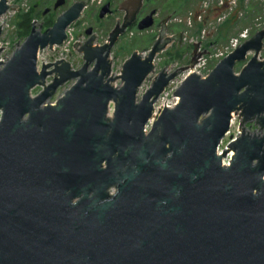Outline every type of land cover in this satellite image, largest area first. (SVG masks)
<instances>
[{
    "label": "water",
    "instance_id": "1",
    "mask_svg": "<svg viewBox=\"0 0 264 264\" xmlns=\"http://www.w3.org/2000/svg\"><path fill=\"white\" fill-rule=\"evenodd\" d=\"M11 1L0 0V19L19 7ZM143 1L122 2L131 22L108 44L74 45L85 61L77 71L64 60L39 71L38 56L67 41L88 0L45 31L33 22L0 61V264H264V28L206 77L188 74L173 94L177 104L155 114L170 81L192 66L163 69L140 95L158 54L181 41L164 28L146 56L134 52L112 76L111 49ZM155 14L138 30L150 29ZM52 74L53 83L32 95ZM235 116L242 131L220 154ZM253 121L258 134L245 129Z\"/></svg>",
    "mask_w": 264,
    "mask_h": 264
},
{
    "label": "rangeland",
    "instance_id": "2",
    "mask_svg": "<svg viewBox=\"0 0 264 264\" xmlns=\"http://www.w3.org/2000/svg\"><path fill=\"white\" fill-rule=\"evenodd\" d=\"M39 1L44 4L43 9H45L52 6L55 0H15L12 4L19 5V7L9 10L8 13L0 19V26L3 28L2 35L0 37V49L4 47L0 52V61L7 62L17 49V43H22L24 41L22 39L15 38V20L17 13L20 11H26L33 3ZM75 1L76 0H70L69 5L73 4ZM120 1L121 0L116 1L114 5L115 9H117V5ZM105 2L106 0H91L89 7L85 9V13L91 18L94 11L103 6ZM239 4L240 0H194L193 3L191 2L189 4V6L186 5L178 10V13H170L165 8V3L161 4L158 0H152L150 6L155 7L159 12L156 18V23L158 24L164 16L172 18L170 26L166 31L167 35L176 36L181 34V41L179 45L178 43L172 42L167 46L165 51L158 54L155 60L156 74L153 75L155 76L159 74L163 69L165 71L167 70L172 72L174 69L177 70L178 68L189 67V60L193 57L192 50L193 44L195 43H200L201 49H209V54L207 56V60H209V56L211 54H216V56L219 54H225L227 48H230V52L234 51L231 46H233L236 41L239 46L254 36L258 31L262 30L264 28V0H243L242 9ZM65 9L66 7L60 8L56 13H54L56 14L55 19ZM121 16L122 13L118 12L117 14H114L110 20L106 19L101 26L98 25L97 33L100 35L101 43L103 40L107 39L109 33L108 31H110L115 24V19L118 17L121 18ZM35 21H37L36 24H41L40 18H36ZM85 21L88 20L86 19ZM93 24L95 23L93 22ZM157 24L145 31H140L137 28H134L127 32L125 38H123L114 48L115 53L112 55L113 76L120 74L119 71L122 63L133 52H139L140 54L148 53V49H150L151 45H153L158 39L161 31ZM85 28L86 26H83L82 22L80 25L71 26L67 30V41L63 45L56 47L54 50L46 49L42 55H40L39 62H49L59 58H65L76 67H81L83 64L82 57L74 48L73 43L78 39H84L80 36L83 35ZM177 52L179 54L178 57L176 59H171L169 53L175 54ZM251 56L252 55L248 56L247 61L236 65V73L241 71ZM224 57H216V60L213 59L214 61H208V65H205L204 61H201V63L197 65V70L201 72L200 75L207 76V74H209ZM261 58L264 59V47L261 52ZM214 63H216V65ZM189 70L190 69L184 70L180 75H178V77L175 78V80L177 78L178 80L175 81L176 83L174 82L175 84L173 83V86H176L177 82L179 85ZM191 70H195V67H191ZM153 82L146 80L140 88V94H143L148 88H150ZM121 83V79H116L113 84L120 86ZM69 87L70 84L63 87L57 93L56 97L63 95ZM35 94L36 91H33L32 95ZM165 98L174 100L175 97L173 96V93L169 91L163 99ZM54 99L52 101H54ZM163 99L157 102L156 107H161ZM175 99L177 100V98ZM239 123V117L235 116L232 119L230 133L225 137L223 143L221 144V152L229 143L231 138L230 136L235 139L241 133L242 130H240ZM245 129L251 134H253V131L255 134L260 133L259 126L256 125L254 121L246 123ZM261 135H264V130L261 132ZM232 153L233 152L230 154ZM224 160L229 162L230 156Z\"/></svg>",
    "mask_w": 264,
    "mask_h": 264
},
{
    "label": "flooded vegetation",
    "instance_id": "3",
    "mask_svg": "<svg viewBox=\"0 0 264 264\" xmlns=\"http://www.w3.org/2000/svg\"><path fill=\"white\" fill-rule=\"evenodd\" d=\"M16 1H18V0H16ZM58 0H55L54 2H53V5L52 6H50V7H47V8H45V9H43L44 8V4H42V5H39L38 7H37V12H38V14H39V17L38 18H40V20H41V24H36L38 27L41 25V27H42V31H45V30H47L48 28H50V27H52V25L54 24H52L51 26H48V22H47V18H51L52 16H55L56 14H54V13H56L60 8H63V7H66V9L65 10H67V8L70 6V5H72V4H70L69 5V1L70 0H66V3H65V5L64 6H62V7H60V8H57V9H55L54 8V5H55V3L57 2ZM116 1L117 0H106V2L103 4V6L105 5V4H107V3H110L111 4V6H110V9H111V11L109 12V13H107L103 18H101L100 17V11H101V8L103 7V6H101L100 8H98V9H96V11H94V13L92 14V16H91V18H90V16L88 15V14H86L85 13V9H87L88 7H89V5H90V3H91V0H88V3H87V5L85 6V9L83 10V13H82V17H81V19L80 20H78V21H76L75 23H73L71 26H75V25H80L81 24V22L83 23V26H86V28H85V30H84V33H83V35H81L80 37L81 38H84L83 40H80V39H78L77 41H75L73 44L75 45L76 43L78 44V48L80 49V48H82L85 44H86V42L90 39V38H93V42H92V47H102V46H104L105 44H108L109 43V38H110V33L116 28V27H118L119 29H122L123 28V26L124 25H127L129 22H131V19L130 18H127V16L129 15L128 14V11H130V10H128V11H126V10H122L121 9V4H122V2H124L125 0H121L119 3H118V5H117V9H115L114 8V5H115V3H116ZM151 1L152 0H144L143 1V7H142V9H141V11L139 12V14L137 15V18H136V20L133 22V23H131V25L130 26H128L124 31H122L121 33H120V35H119V37L117 38V41L115 42V44L113 45V47H112V49H111V53H110V57H109V60H110V62H111V65H112V76L114 75V73H113V58H112V55L115 53L114 52V48L116 47V45L123 39V38H125V36L127 35V32H129L130 30H132V29H134V28H137L138 29V24H139V22L144 18V17H146L147 15H149L153 10H155L156 11V14L154 15V25L153 26H155L157 23H156V18H157V16H158V10L155 8V7H153V6H150V3H151ZM64 10V11H65ZM63 11V12H64ZM118 12H120V13H122V16H121V18L120 17H118V18H116L115 19V24L113 25V27L111 28V30L110 31H108L109 33H108V36H107V39H105V40H103L102 41V43H101V40H100V35L97 33V30H98V25L99 26H101V24L106 20V19H108V20H110L111 19V17L114 15V14H117ZM58 17V16H57ZM56 17V18H57ZM88 20V21H85V20ZM56 20V19H55ZM84 21V22H83ZM171 21H172V18H168V17H163L159 22H158V26L160 27V30H163L164 28L166 29V30H168V28H169V26H170V23H171ZM33 22H36L35 20L33 21ZM55 22V21H54ZM93 22L95 23V24H93ZM70 26V27H71ZM37 27V28H38ZM69 27V28H70ZM68 28V29H69ZM89 30H91L90 31V33L89 34H87V31H89ZM179 33V32H178ZM179 35V34H178ZM171 44V43H170ZM169 45V44H168ZM151 47H152V45H151ZM150 47V48H151ZM167 48V47H166ZM48 49V48H47ZM46 50V49H45ZM44 50V51H45ZM50 50V49H49ZM150 49H148V51H149ZM43 51V52H44ZM78 51V50H77ZM165 51V50H164ZM134 53V52H133ZM132 53V54H133ZM139 53V52H138ZM80 55H81V57H82V61H83V64H82V66L84 65V63H85V61H84V59H83V53H79ZM131 54V55H132ZM140 54V53H139ZM208 54H209V49H207V48H204V49H201V44H196V45H194L193 46V58L195 57L196 59V63L199 61V59H203V58H206L207 56H208ZM131 55H129V57L131 56ZM142 56H146V54H141ZM40 56V55H39ZM39 56H38V70L40 71L41 70V66H42V64L43 63H46V64H48V63H54V62H57V61H60V60H64V61H66V62H68V63H70V65H71V67H72V70H74V71H77V70H79V69H81V67H76L73 63H71V62H69L68 60H66V59H56V60H52V61H49V62H43V63H41V62H39ZM129 57H127L126 59H125V61L129 58ZM193 58H191V60H189V63H191L192 64V59ZM124 61V62H125ZM124 62L122 63V65H121V69H120V73L122 72V66H123V64H124ZM195 63V64H196ZM190 64V65H191ZM190 65H188V66H190ZM192 66H193V64H192ZM93 67V64L90 66V68H92ZM178 70V69H177ZM176 69H174V71H172V72H169V71H167L166 70V72L168 73V75H170V74H172V73H174V72H176L177 71ZM156 74V73H155ZM115 76H117V75H115ZM155 76H157V75H155ZM155 76L154 75H151L147 80L148 81H151V82H153L154 81V79H155ZM178 77V76H177ZM55 75L54 74H52V75H50V76H48L47 78H46V80H45V85L44 86H36L33 90H32V93H33V91H36V94H38L39 92H41L43 89H44V87L45 86H49L50 84H52L53 83V81L55 80ZM73 83H74V81H68L67 83H65L64 85H62V86H60V87H58L57 88V90H56V92H55V94H54V96L49 100V104H51V105H55L56 104V102H57V100H58V98L60 97H56V95H57V93L63 88V87H65L67 84H70V87L73 85ZM122 84V83H121ZM69 87V88H70ZM68 88V89H69ZM68 89H66V90H68ZM35 94V95H36ZM140 95H142V94H140ZM56 97V98H55ZM55 98V99H54ZM54 99V101H52ZM139 99H140V96H139ZM111 106H112V111H113V104H111ZM0 121H1V112H0Z\"/></svg>",
    "mask_w": 264,
    "mask_h": 264
},
{
    "label": "trees",
    "instance_id": "4",
    "mask_svg": "<svg viewBox=\"0 0 264 264\" xmlns=\"http://www.w3.org/2000/svg\"><path fill=\"white\" fill-rule=\"evenodd\" d=\"M161 4H166L165 8L170 13H178V10L183 8L184 6H189V4L194 2V0H158ZM243 0H240L239 6L242 7ZM42 2H35L33 3L29 9L26 11H20L17 13L16 20H15V38L25 40L26 37L30 34L32 30L33 21L39 17L37 12V7L42 5ZM202 4V2H201ZM246 9V8H244ZM200 13V12H199ZM198 14V13H195ZM55 21V16L51 18H47L48 26H51ZM178 52L175 54L169 53L171 59H176L178 57Z\"/></svg>",
    "mask_w": 264,
    "mask_h": 264
},
{
    "label": "built area",
    "instance_id": "5",
    "mask_svg": "<svg viewBox=\"0 0 264 264\" xmlns=\"http://www.w3.org/2000/svg\"><path fill=\"white\" fill-rule=\"evenodd\" d=\"M231 1V0H230ZM205 7L207 8V6L205 5ZM56 47H59V46H55L54 47V49L56 48ZM232 47V50L234 49H236L237 47H238V42L236 41L234 44H233V46H231ZM53 49V50H54ZM49 50V49H48ZM230 48H227V50H226V53L225 54H219V55H217L216 56V54L214 55V54H211L210 56H209V60H207L208 59V57H206L205 59H199V61L196 63V64H194L192 67H195V70H189V72L187 73V75L188 74H190V73H197V74H201V72L200 71H198L197 69H198V64H200L201 63V61H204V64L205 65H208L207 63H208V61H212L213 59L214 60H216V57L217 58H221V57H224L226 54L227 55H229L231 52H233V51H231L230 53ZM42 55V54H41ZM226 55V56H227ZM39 58H40V56H39ZM213 60V61H214ZM41 63H43L42 61H41ZM215 65H216V63H214ZM214 65V66H215ZM202 69V68H201ZM187 75H185L184 76V78H183V80L181 81V83L178 85V82H177V85L176 86H173L176 82L175 81H177L178 80V78L175 80H172V81H170V83H169V85L164 89V91L162 92V94L160 95V97H159V99L157 100V102L159 101V100H162L163 98H164V96H166L168 93H169V91H171V93H173L174 94V92L176 91V89L182 84V82L184 81V79L187 77ZM208 75V74H207ZM202 76V75H201ZM202 77H206V76H202ZM175 82V83H174ZM174 83V84H173ZM174 96V95H173ZM175 97V96H174ZM176 98V97H175ZM174 98V100H172V99H167V98H165V99H163V104L161 105V107H156V104H157V102L155 103V105H154V109H155V114H157L158 113V111L159 110H161V109H163L164 108V105H166V107H168V108H172V107H174L176 104H177V102H178V98H177V100ZM149 128H150V125H148V127H147V129H146V131H148L149 130ZM229 135V134H228ZM234 140V139H233ZM223 143V142H222ZM221 143V144H222ZM221 145L219 146V148H218V153H222L221 152ZM223 162H224V164L225 165H228L229 164V162L228 161H225V160H223Z\"/></svg>",
    "mask_w": 264,
    "mask_h": 264
}]
</instances>
